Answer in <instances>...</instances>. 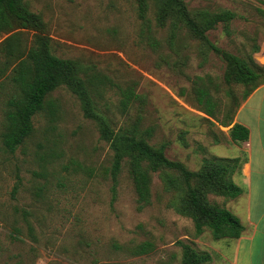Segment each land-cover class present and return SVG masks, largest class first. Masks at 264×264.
Instances as JSON below:
<instances>
[{
    "label": "rangeland",
    "instance_id": "rangeland-1",
    "mask_svg": "<svg viewBox=\"0 0 264 264\" xmlns=\"http://www.w3.org/2000/svg\"><path fill=\"white\" fill-rule=\"evenodd\" d=\"M24 1L46 22L52 52L78 60L94 75L92 105L114 132L132 128L139 118V133L151 129L149 143L164 144L166 156L191 171L201 170L204 159L233 154V147L223 148L228 127L200 110L197 89L208 88L221 121L247 87L226 84L225 61L174 18L160 25L155 0H149L146 13L155 45L139 36L136 0ZM183 1L193 16L200 9L237 13L230 35L218 24L208 31L209 39L264 64V3ZM24 38L28 45L30 33ZM4 63L0 55V264H182L183 244L211 255L202 264H228L222 254L228 239H214L206 226L196 234L193 218L181 211L187 191L179 172L151 173L150 199L141 208L126 158L113 180L110 142L65 85L46 95L44 108L32 117V132L15 151L5 149L1 135L19 89L10 79L12 62L5 69ZM126 86L144 99L122 112L119 87ZM168 176L179 185H168ZM206 196L209 204L224 205L222 196ZM143 242L150 243L148 251L134 253Z\"/></svg>",
    "mask_w": 264,
    "mask_h": 264
},
{
    "label": "trees",
    "instance_id": "trees-1",
    "mask_svg": "<svg viewBox=\"0 0 264 264\" xmlns=\"http://www.w3.org/2000/svg\"><path fill=\"white\" fill-rule=\"evenodd\" d=\"M155 1L160 25H163L168 17L174 18L208 50L225 61L224 82L228 85L242 84L247 87L242 100L257 85L264 83V64L259 65L253 61L250 63L247 59L216 45L207 35L208 31L216 28L218 24L222 25L223 32L230 35L232 33L230 22L238 16L237 13L229 9L219 11L200 9L196 16H193L183 0ZM136 2L137 16L142 23L139 36L148 38L149 43L155 45L156 41L149 33L150 25L146 15L149 0H136ZM260 2L264 3V0ZM3 33L5 36L0 38V55L5 58L4 69L12 62L9 70L10 79L19 89V96L10 100L14 108L8 113L9 122L1 135L5 149L10 152L15 151L32 132V117L44 108L46 95L58 86L65 85L80 100L84 115L98 122L101 137L110 142L113 150V180H116L122 161L125 158L128 160V171L139 208L150 199V174L160 169L173 170L183 177L187 193L181 211L193 218L196 234H200L206 226L214 239L231 240L241 235L243 226L239 218L224 205L209 204L206 196L208 193H213L228 200L241 194V187L232 180V176L239 171L240 157L212 156L204 159L201 170L191 171L180 161L168 158L164 144L149 143L151 129L139 133V118L132 128L123 132H114L106 119L95 112L92 105L89 86L95 78L94 75H87L78 60L59 57L52 52L51 37L46 22L40 13L30 10L24 0H0V36ZM29 33L30 41L27 45L24 35ZM258 49V45L253 46L254 52ZM103 82L102 78H98L97 84ZM119 94L121 96L119 108L122 112H126L132 102H141L144 99L131 86L119 87ZM197 100L200 110L223 126L232 123L234 113L240 104L228 114L226 120L220 121L216 112L217 101L208 88L197 89ZM248 135V129L239 123H233L229 130L230 139L234 142L244 141ZM192 179H199L202 185L199 187L192 185ZM167 184L172 187L179 185L171 176H168ZM16 190L17 186H14L13 192ZM149 245L150 243L143 242L134 248L133 252L136 254L147 252ZM209 261L211 255L208 252H197L189 245L183 244L182 264H202Z\"/></svg>",
    "mask_w": 264,
    "mask_h": 264
},
{
    "label": "crops",
    "instance_id": "crops-1",
    "mask_svg": "<svg viewBox=\"0 0 264 264\" xmlns=\"http://www.w3.org/2000/svg\"><path fill=\"white\" fill-rule=\"evenodd\" d=\"M5 34H1L0 38ZM239 123L249 131L244 141L234 142L229 130ZM228 127V145L233 154L223 157H240L239 171L232 180L242 192L224 200V206L235 214L243 230L238 238L223 244L222 254L228 264H264V83L257 85L238 105Z\"/></svg>",
    "mask_w": 264,
    "mask_h": 264
}]
</instances>
